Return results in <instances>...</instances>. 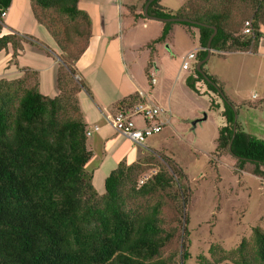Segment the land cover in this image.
<instances>
[{"label":"trees","instance_id":"16d2710c","mask_svg":"<svg viewBox=\"0 0 264 264\" xmlns=\"http://www.w3.org/2000/svg\"><path fill=\"white\" fill-rule=\"evenodd\" d=\"M31 16L40 24L58 49L56 70L58 95H42L34 79H0V264H174L171 256L162 257V249L171 241L173 230L163 215L166 200L177 204L182 214L187 203L185 176L163 156L147 178L144 165L154 154L138 162L120 163L103 181V193L92 185L85 170L91 153L87 149L86 127L78 106L77 94L88 92L81 79H75V62L85 50L91 35L87 14L78 7L79 0H28ZM147 0L142 4V9ZM152 1L147 15L155 18L183 17L205 26L184 22H165L160 35L150 45L163 43L173 24L197 30L196 62L210 50L219 56L233 52L256 53L264 30V0H187L171 12ZM11 0H0V15ZM250 21L251 33H241ZM2 19L0 18V29ZM46 51L27 36L9 34L0 37V50L10 47L15 60L22 43ZM151 48V46H150ZM192 68L193 77L186 87L198 92L203 83L210 97L209 107L221 108L223 125L218 128L216 154L225 153L234 167L263 177L264 141L246 133L236 120L235 105L223 93L221 83ZM221 93V95H220ZM225 100L228 102L226 103ZM141 101L136 93L116 104V111H126ZM264 101V100H263ZM177 185V189L175 187ZM184 234H186L183 228ZM185 236V235H184ZM209 259L197 257L196 264H264V230L253 227L249 240L225 251L216 246L208 250ZM188 259L182 246L180 264Z\"/></svg>","mask_w":264,"mask_h":264},{"label":"crops","instance_id":"0c3cea01","mask_svg":"<svg viewBox=\"0 0 264 264\" xmlns=\"http://www.w3.org/2000/svg\"><path fill=\"white\" fill-rule=\"evenodd\" d=\"M144 1L78 2V7L89 17L91 35L85 50L75 62L77 77L88 89L87 93L84 90L78 92L77 101L86 129L98 126V131L86 138L91 156L85 165H90V169L86 171L91 174L92 185L98 194L103 193L104 179L120 163L138 162L143 156L157 151L155 140H146L142 146L133 145L116 134L105 123L102 114L115 112L116 104L137 93L147 96L170 115V111H173L172 93L171 91L163 93L160 88L164 83L168 82L174 86L179 80L185 83L188 77H193L192 70H182L181 65L175 66L174 69L164 66L159 60L158 53L165 46L171 55L166 56L169 62L178 56L181 60L187 53H196L199 49L197 30L194 28L188 30L173 24L163 43L150 45V42L160 35L165 22L144 16L142 9ZM186 1L179 0L171 4L169 0H160L159 6L175 12ZM14 33L27 36L29 42L36 44L39 42L46 51L24 42L22 50L13 60L10 47L0 50V79L15 80L24 78L26 74L35 73L39 92L51 98L57 96L58 49L45 29L32 18L28 0H11L2 18L0 37ZM213 54L222 57L212 51L208 59ZM150 69H153V76ZM142 73L148 80L154 79L153 84L149 82L151 86L149 90ZM198 84H195L196 89L199 87ZM218 109L221 111V108Z\"/></svg>","mask_w":264,"mask_h":264},{"label":"rangeland","instance_id":"374dc122","mask_svg":"<svg viewBox=\"0 0 264 264\" xmlns=\"http://www.w3.org/2000/svg\"><path fill=\"white\" fill-rule=\"evenodd\" d=\"M169 1L171 4L179 2ZM158 55L164 66L174 69L181 65L180 56L172 62L166 59L171 55L165 46ZM203 69L221 83L223 93L235 105L240 127L264 141V32L256 53L234 52L222 57L213 54ZM150 71L153 76V69ZM142 76L147 89L150 88L149 80L143 73ZM27 78L34 79L30 74ZM75 79H79L77 75ZM198 85V92L189 90L180 80L174 86L168 82L162 85L163 93H172L170 123L159 135L146 139L155 140L157 153L152 162L144 165L148 170L143 179L155 172L152 167L161 162L160 156L182 170L185 176L182 184L188 197L183 213H178L179 206L168 200L163 208L173 237L161 255L171 256L174 264H180L182 246L188 253L183 264H196L199 255L209 259L211 246L231 251L242 239L249 240L253 227L264 230V178L250 174L252 166L249 164L243 171L236 170L229 155L214 152L218 128L223 121L219 109L209 107L210 93L205 94L203 83ZM213 98L215 103L218 98ZM216 104L219 106L220 101ZM203 115L206 118L193 126L192 122ZM86 169L89 170L90 165L85 166ZM260 169L264 172L263 166ZM175 187L177 189V185Z\"/></svg>","mask_w":264,"mask_h":264},{"label":"built area","instance_id":"2783aa9c","mask_svg":"<svg viewBox=\"0 0 264 264\" xmlns=\"http://www.w3.org/2000/svg\"><path fill=\"white\" fill-rule=\"evenodd\" d=\"M4 16L5 12H2L0 18L2 19ZM241 33L244 35L251 33L249 20L243 23ZM195 62V53H187L182 58L181 69L192 70ZM149 82L153 84L154 79L151 78ZM139 96L141 101L132 105L128 110L116 111L113 113L105 112L102 114V118L116 134L133 145L142 146L147 138L159 134L169 125L170 115L147 96L142 94H139ZM136 118L137 120L135 121ZM97 131L98 126L94 125L91 129H86L85 136L89 137L92 133Z\"/></svg>","mask_w":264,"mask_h":264},{"label":"water","instance_id":"95a60500","mask_svg":"<svg viewBox=\"0 0 264 264\" xmlns=\"http://www.w3.org/2000/svg\"><path fill=\"white\" fill-rule=\"evenodd\" d=\"M152 1H154V0H147L146 3L144 4L143 12H144V16H146V17H149L146 12H147V8H148L149 4ZM150 18H152V17H150ZM153 19L158 20V21H161V22H171V23L184 22V23H189V24H193V25L205 26L204 24H201V23H199L197 21L190 20L188 18H183V17H175V18H155L154 17ZM207 27H210L213 32H212L211 36L209 37L208 42H207V45H206V52H207L206 53V56H205L204 59H202L201 61H199V62L196 63L195 70L197 72H199L203 76V78L205 79V81L210 82V80L202 72L201 66L208 59V57L210 56V54L212 52L210 50V41H211L212 37L214 36V34L216 33V29L214 27H212V26H207ZM220 95H221V93H220ZM225 102L228 103L226 100H225ZM229 106H230V108L233 111V132H234L235 131V127H236V120H237L236 119V111H235V109H234L233 106H231L230 104H229ZM205 118H206V116L203 115V117L201 119L193 121L192 122V125L194 126L197 122H200L201 120H204Z\"/></svg>","mask_w":264,"mask_h":264},{"label":"clouds","instance_id":"9594fccd","mask_svg":"<svg viewBox=\"0 0 264 264\" xmlns=\"http://www.w3.org/2000/svg\"><path fill=\"white\" fill-rule=\"evenodd\" d=\"M196 54V53H195ZM196 63V62H195Z\"/></svg>","mask_w":264,"mask_h":264}]
</instances>
